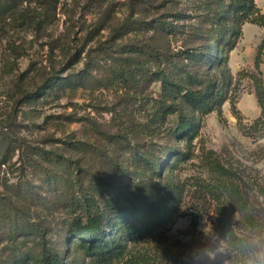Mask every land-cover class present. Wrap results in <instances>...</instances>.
Wrapping results in <instances>:
<instances>
[{
    "label": "rangeland",
    "instance_id": "374dc122",
    "mask_svg": "<svg viewBox=\"0 0 264 264\" xmlns=\"http://www.w3.org/2000/svg\"><path fill=\"white\" fill-rule=\"evenodd\" d=\"M46 1L0 0V264H233L228 226L264 264V25L203 57L235 0ZM120 207L149 234L94 256L79 223Z\"/></svg>",
    "mask_w": 264,
    "mask_h": 264
},
{
    "label": "trees",
    "instance_id": "16d2710c",
    "mask_svg": "<svg viewBox=\"0 0 264 264\" xmlns=\"http://www.w3.org/2000/svg\"><path fill=\"white\" fill-rule=\"evenodd\" d=\"M48 1V0H47ZM46 1V2H47ZM236 2H232V6L234 5V10L235 12L238 11L239 14L233 16L232 18V23L230 25H226L225 30L223 32H220L218 35L216 34H210L209 32H205L202 28L198 29V34L196 35L198 38H201L205 40V43L203 44L204 52L202 53L201 56L206 57L208 54L209 47L211 48L213 45V41L216 39L215 43V48L216 52L218 55L220 54H225L229 51H231L235 45H236V38L233 35H237L240 31V25L245 21V20H250L251 22H256L261 25H264V14H262L259 9L257 8L255 4V0H235ZM56 6V3L54 0H49L48 1V6ZM193 46V45H190ZM195 48L199 46H193ZM264 45L261 44L258 49V53L255 58V65L257 68H260L261 63L263 62L262 58V51H263ZM194 48H187L185 50L186 52L192 53ZM229 54L226 55L228 59ZM56 76L49 77L47 79L46 83H51L54 81ZM166 82L176 84L173 80L171 81L170 78ZM179 85V84H176ZM190 89L187 91V95L189 96ZM195 92V96L198 98H202V95H199ZM190 97V96H189ZM211 97V94H208L204 96L202 99L199 101L204 100V104L207 102V100ZM195 99V97H194ZM205 106V105H203ZM189 124H185L183 127H188ZM3 144L5 145L6 148L10 149L12 147H17L20 146L23 143L22 138L18 136H13V135H7L3 134L2 140ZM8 156L4 155L0 159V163L5 164L8 161ZM31 165H33L30 162ZM29 165V164H28ZM113 204V203H111ZM134 211V210H133ZM159 213L165 211V207L161 208L158 210ZM133 213V212H132ZM137 213L134 214H128L127 213V208L124 209L120 207L117 211V214L115 216L116 219V226L118 225L119 221L121 220L122 224L119 225V229L117 230V233H108V227L111 225L110 223L106 224L104 222L103 217L101 216H91L89 217L88 221L84 224L78 225L79 230V235L82 236V242H87V243H82V244H87L84 245V247H87L91 249L93 252L92 254L94 256H105L107 259L110 258L113 255H118L121 251L124 250L125 248V240L128 231H134L132 234L136 237L142 238L143 236H146L149 234V228L150 226H147L146 228H138L134 222L136 218ZM114 218V217H113ZM253 218V217H251ZM250 218V219H251ZM124 222V223H123ZM250 225L251 226H256L257 223L255 220H250ZM153 227V226H152ZM231 229V230H230ZM124 232V235H121L119 232ZM224 234L227 235V241L230 246V253L229 257L231 259V262L233 264H239L242 260L246 261L244 259V256L246 255V250L245 248L248 245L243 239L244 237L238 236L233 233L231 226H228V228L224 231ZM11 237V236H10ZM40 238L45 239L43 232L40 235ZM46 248L43 251V254L45 255L41 262L39 261L38 264H64L66 262L62 258V254L59 253L58 251L55 252L54 259L47 256L45 253ZM56 260V261H55ZM70 264V263H69Z\"/></svg>",
    "mask_w": 264,
    "mask_h": 264
},
{
    "label": "clouds",
    "instance_id": "9594fccd",
    "mask_svg": "<svg viewBox=\"0 0 264 264\" xmlns=\"http://www.w3.org/2000/svg\"><path fill=\"white\" fill-rule=\"evenodd\" d=\"M215 252L212 250H206L203 255L207 257L208 260H212L215 258ZM194 264H200V256L197 254L196 256L193 257Z\"/></svg>",
    "mask_w": 264,
    "mask_h": 264
}]
</instances>
